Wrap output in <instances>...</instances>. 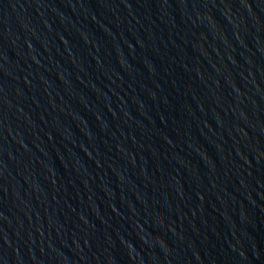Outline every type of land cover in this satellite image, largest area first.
Listing matches in <instances>:
<instances>
[{
	"label": "water",
	"instance_id": "obj_1",
	"mask_svg": "<svg viewBox=\"0 0 264 264\" xmlns=\"http://www.w3.org/2000/svg\"><path fill=\"white\" fill-rule=\"evenodd\" d=\"M0 264H264V0H0Z\"/></svg>",
	"mask_w": 264,
	"mask_h": 264
}]
</instances>
